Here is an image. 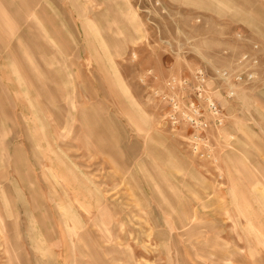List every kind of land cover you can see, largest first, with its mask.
<instances>
[{
  "label": "rangeland",
  "instance_id": "rangeland-1",
  "mask_svg": "<svg viewBox=\"0 0 264 264\" xmlns=\"http://www.w3.org/2000/svg\"><path fill=\"white\" fill-rule=\"evenodd\" d=\"M29 1L0 0V264H264V0Z\"/></svg>",
  "mask_w": 264,
  "mask_h": 264
},
{
  "label": "built area",
  "instance_id": "built-area-1",
  "mask_svg": "<svg viewBox=\"0 0 264 264\" xmlns=\"http://www.w3.org/2000/svg\"><path fill=\"white\" fill-rule=\"evenodd\" d=\"M197 80V85L195 86V92L198 101H193L189 103L188 106V115L186 116L187 123L193 130V134L190 136L191 148L194 153L199 151L198 143L202 141L203 135L202 130L208 127V121L205 117V113L208 112L214 119V123L217 126H221L223 124L222 112L218 105L213 101L209 96H207L206 89V76L202 71H198L195 76ZM182 84L187 85V81L185 80ZM200 100V102H199ZM203 101V104H201Z\"/></svg>",
  "mask_w": 264,
  "mask_h": 264
},
{
  "label": "crops",
  "instance_id": "crops-1",
  "mask_svg": "<svg viewBox=\"0 0 264 264\" xmlns=\"http://www.w3.org/2000/svg\"><path fill=\"white\" fill-rule=\"evenodd\" d=\"M102 1L106 3L105 0H102ZM235 3L237 4V6H242V5H246L247 6V5H249L248 3H245L242 0H235ZM21 5H22V9L24 10V13L22 15L19 14L20 19L23 18V15L25 17V13L28 12L29 9L31 8L29 6L30 5V1L29 0H21ZM250 5H251V8L253 9L252 3H250ZM2 21L4 22L3 17H1V19H0V26H3V24H5V22H6L5 21L4 23H2ZM6 26H7V24H6ZM0 40H1V38H0ZM37 82H38V78H37ZM44 88L41 86V91L39 90L41 95L44 96L45 98H47L48 100H50L52 103H54L55 99H53L51 97V94L48 92V90H46ZM82 112L84 113L83 115L89 114V115H87L89 117L92 116L95 113V111H93L90 108H85ZM100 143H101V145H103V139H100ZM104 147L107 148V146H104ZM200 246H203V245H200ZM105 255H106V261L103 264H121V262H122L121 258H119L118 256L117 257L113 256V254L111 253V250H107Z\"/></svg>",
  "mask_w": 264,
  "mask_h": 264
}]
</instances>
